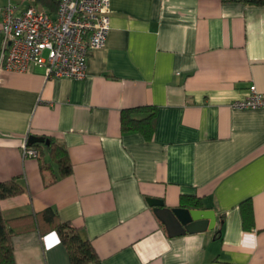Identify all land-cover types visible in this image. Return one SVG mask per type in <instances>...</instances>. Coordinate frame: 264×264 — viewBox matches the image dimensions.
Listing matches in <instances>:
<instances>
[{
	"label": "crops",
	"instance_id": "obj_1",
	"mask_svg": "<svg viewBox=\"0 0 264 264\" xmlns=\"http://www.w3.org/2000/svg\"><path fill=\"white\" fill-rule=\"evenodd\" d=\"M9 2L49 11L0 0V28ZM109 17L82 78L38 66L2 75L0 181L23 187L0 199L16 264H70L47 208L79 229L99 264H264V108L231 106L250 85L264 91V6L110 0ZM142 105L155 108L149 140L121 129V110ZM29 135L62 143L71 173L55 178L53 162L41 170L24 157ZM182 195L215 212L213 229L168 232L148 199L175 208Z\"/></svg>",
	"mask_w": 264,
	"mask_h": 264
},
{
	"label": "built area",
	"instance_id": "obj_2",
	"mask_svg": "<svg viewBox=\"0 0 264 264\" xmlns=\"http://www.w3.org/2000/svg\"><path fill=\"white\" fill-rule=\"evenodd\" d=\"M110 0H58L55 13L8 3L2 11L0 81L5 72L43 67L47 77L82 78L89 51L102 48L110 29ZM233 108H264V91L250 85ZM24 157L37 152L26 143Z\"/></svg>",
	"mask_w": 264,
	"mask_h": 264
},
{
	"label": "trees",
	"instance_id": "obj_3",
	"mask_svg": "<svg viewBox=\"0 0 264 264\" xmlns=\"http://www.w3.org/2000/svg\"><path fill=\"white\" fill-rule=\"evenodd\" d=\"M249 5L264 6V0H236ZM42 7H47L49 13H55L58 7V0H36ZM47 11V10H46ZM148 111L144 116H136L142 112ZM155 108L150 105L135 106L121 110V129L126 131H138L147 140L151 139L154 127ZM49 143H26L34 148L37 152L36 157L39 160L41 170H51V162L57 166L55 178L63 177L71 173L72 166L65 146L59 141L48 138ZM45 147L48 151L49 160H44L41 155V148ZM23 187L17 182L15 177L0 181V199L20 193ZM180 206L186 208H200L199 199L191 196L180 197ZM242 221L245 227L252 224L251 203L246 201L241 205ZM44 216L54 221V228L65 245L70 264H99V259L90 241L83 237L79 229L72 226L69 222H56V213L47 208L43 212ZM13 232L8 226L7 221L2 217L0 212V264H16L13 249Z\"/></svg>",
	"mask_w": 264,
	"mask_h": 264
},
{
	"label": "water",
	"instance_id": "obj_4",
	"mask_svg": "<svg viewBox=\"0 0 264 264\" xmlns=\"http://www.w3.org/2000/svg\"><path fill=\"white\" fill-rule=\"evenodd\" d=\"M27 141L28 143H49L48 139L39 135H29ZM148 202L157 207L156 212L170 234L213 229L216 222L215 212L211 209L167 208L163 206L161 200L153 198H149Z\"/></svg>",
	"mask_w": 264,
	"mask_h": 264
},
{
	"label": "rangeland",
	"instance_id": "obj_5",
	"mask_svg": "<svg viewBox=\"0 0 264 264\" xmlns=\"http://www.w3.org/2000/svg\"><path fill=\"white\" fill-rule=\"evenodd\" d=\"M25 9V8H24ZM18 10H23L21 7H18Z\"/></svg>",
	"mask_w": 264,
	"mask_h": 264
}]
</instances>
